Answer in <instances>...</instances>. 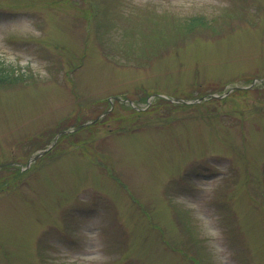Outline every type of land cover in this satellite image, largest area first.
I'll use <instances>...</instances> for the list:
<instances>
[{
  "label": "rangeland",
  "instance_id": "1",
  "mask_svg": "<svg viewBox=\"0 0 264 264\" xmlns=\"http://www.w3.org/2000/svg\"><path fill=\"white\" fill-rule=\"evenodd\" d=\"M0 65V264H264V0H0Z\"/></svg>",
  "mask_w": 264,
  "mask_h": 264
},
{
  "label": "trees",
  "instance_id": "2",
  "mask_svg": "<svg viewBox=\"0 0 264 264\" xmlns=\"http://www.w3.org/2000/svg\"><path fill=\"white\" fill-rule=\"evenodd\" d=\"M201 22H203L202 17L194 15L188 20L186 25L187 26L200 25ZM10 74H11L10 71H7L5 68H3V66L0 65V80L1 81H4V80L6 81L9 79L16 78L17 73L14 72V75H12V76Z\"/></svg>",
  "mask_w": 264,
  "mask_h": 264
},
{
  "label": "water",
  "instance_id": "3",
  "mask_svg": "<svg viewBox=\"0 0 264 264\" xmlns=\"http://www.w3.org/2000/svg\"><path fill=\"white\" fill-rule=\"evenodd\" d=\"M55 138H56V136H55ZM55 138H54V140H55ZM45 149H41L38 153H36L32 158H34L35 156H37L39 153H41V152H43Z\"/></svg>",
  "mask_w": 264,
  "mask_h": 264
}]
</instances>
